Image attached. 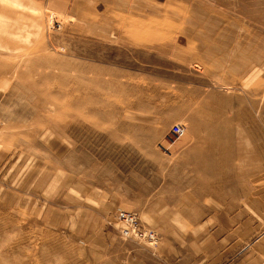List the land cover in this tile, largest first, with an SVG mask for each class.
<instances>
[{"label": "rangeland", "instance_id": "obj_1", "mask_svg": "<svg viewBox=\"0 0 264 264\" xmlns=\"http://www.w3.org/2000/svg\"><path fill=\"white\" fill-rule=\"evenodd\" d=\"M0 264H264V0H0Z\"/></svg>", "mask_w": 264, "mask_h": 264}, {"label": "built area", "instance_id": "obj_2", "mask_svg": "<svg viewBox=\"0 0 264 264\" xmlns=\"http://www.w3.org/2000/svg\"><path fill=\"white\" fill-rule=\"evenodd\" d=\"M185 132V125L181 123H174L171 128L172 140L177 139ZM164 146V145H163ZM168 149L166 146H164ZM115 216L121 223V234L127 238H136L143 241L157 242V231L148 225H145L139 212L134 209L118 208Z\"/></svg>", "mask_w": 264, "mask_h": 264}, {"label": "crops", "instance_id": "obj_3", "mask_svg": "<svg viewBox=\"0 0 264 264\" xmlns=\"http://www.w3.org/2000/svg\"><path fill=\"white\" fill-rule=\"evenodd\" d=\"M123 236V235H122Z\"/></svg>", "mask_w": 264, "mask_h": 264}]
</instances>
